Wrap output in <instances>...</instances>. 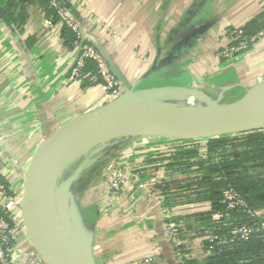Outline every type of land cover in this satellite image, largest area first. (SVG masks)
Returning <instances> with one entry per match:
<instances>
[{"label":"crops","instance_id":"0c3cea01","mask_svg":"<svg viewBox=\"0 0 264 264\" xmlns=\"http://www.w3.org/2000/svg\"><path fill=\"white\" fill-rule=\"evenodd\" d=\"M59 1L79 21L84 37L110 59L120 93L144 103L175 101L180 91L194 86L222 95L264 71V35L248 49L223 53L232 44L227 32L255 17L264 0ZM60 29L46 25L38 0H0V179L15 196H22L25 171L38 145L65 122L112 98L101 81L83 86L68 79L78 50L65 43ZM257 82L259 87L264 78ZM182 95L186 108L194 104V93ZM235 102L194 107L210 112ZM176 140L134 141L113 156L115 165L138 175L127 179L120 197L108 194L106 178L101 189L100 176L90 178L89 192L75 194L69 222L87 264H139L146 256L157 264H178L164 233L161 205L148 192L163 194L167 187L171 219L180 224L186 215L208 210L210 201L197 199L198 190L181 187L200 176L196 160L183 170V165H168L167 158L194 145L205 158L206 140ZM219 154L209 155L217 159ZM0 208L7 210L16 234L12 264H47L26 233L19 204L0 196ZM63 223L78 263L84 264ZM201 241L188 239L198 255Z\"/></svg>","mask_w":264,"mask_h":264},{"label":"trees","instance_id":"16d2710c","mask_svg":"<svg viewBox=\"0 0 264 264\" xmlns=\"http://www.w3.org/2000/svg\"><path fill=\"white\" fill-rule=\"evenodd\" d=\"M38 1L44 8L46 18L55 23L58 18L49 0ZM57 1L61 4L59 0ZM259 31H264V5L262 10L242 27V34L246 37ZM60 32L65 38V43L72 47L74 33L66 26H62ZM83 70L94 74L93 61L87 60ZM97 81L101 79L99 77L90 79L88 75L81 79V84L87 86ZM212 152H220L217 159L209 155ZM206 153H208L207 157L200 158L199 149L194 145V147L177 149L167 157L170 160L168 165H183V170L189 168L194 162L193 159L196 160L194 163L199 164L200 176L195 181L187 180L188 182L181 187L185 186L193 193L198 190L197 199L210 201L208 210L186 215L180 227L181 231L189 233L191 238L201 237L200 246L203 251L211 246L210 253L202 258L186 257L179 264H264L263 231L254 225L256 220H264V211L257 217L248 212V210H264V130L257 128L232 136L206 139ZM228 186L234 188L244 198L247 209H232L226 214L223 213L221 218L215 219L213 215L224 209V204L221 203V191ZM200 187L202 188L199 189ZM161 190L168 194L167 187H162ZM176 220L177 223L179 219ZM243 224L254 226L246 239H235L219 244L208 241L206 237L208 233L226 236L232 227ZM187 250L189 249H184Z\"/></svg>","mask_w":264,"mask_h":264},{"label":"water","instance_id":"95a60500","mask_svg":"<svg viewBox=\"0 0 264 264\" xmlns=\"http://www.w3.org/2000/svg\"><path fill=\"white\" fill-rule=\"evenodd\" d=\"M101 53L106 57L112 68L110 59L102 51ZM186 89L188 88L182 91H186ZM244 97L237 101L239 105L232 111L216 113L209 117L165 121L153 117L118 115L116 112L122 110L121 106L129 103L149 107L156 105L164 107L174 106L164 102L144 103L137 97L120 93L114 100L106 102L97 109L82 113L57 128L47 139L38 145L32 156L25 171L23 191L19 202L26 233L42 260L47 264H71L58 253L46 237L39 219L37 197L38 179L42 168L63 140L73 136L78 131L86 129L96 130L98 127L114 130L109 136L117 134H147L177 140L195 139L223 132H242L257 128L264 129V125L261 123V120L264 119V93L243 101ZM58 213L65 220L70 239L76 244L84 264H87L79 249L76 235L71 230L69 216L67 213L64 214L63 206L58 208Z\"/></svg>","mask_w":264,"mask_h":264},{"label":"built area","instance_id":"2783aa9c","mask_svg":"<svg viewBox=\"0 0 264 264\" xmlns=\"http://www.w3.org/2000/svg\"><path fill=\"white\" fill-rule=\"evenodd\" d=\"M49 2L50 5L54 7L58 20L55 23H52V20L46 18V25L54 26L56 29L66 26L74 33L75 36L72 42V47L78 50V55L73 67L70 70L68 79L70 81H81L82 78L86 76L88 77V75L90 79L99 77L111 93L112 98L118 96L120 94L119 81L116 74L110 67L106 57L98 48H96L84 37L82 27L72 13L65 9L57 0H49ZM110 33L115 35L111 31ZM226 35L232 41V44L227 51L223 52L224 55L228 56L234 54L235 52L250 48L264 35V31H259L250 37H246L242 34V28H233L230 29ZM87 60H91L95 64L94 74L84 72L83 67L85 66ZM131 176L134 179L138 178L137 172L132 173V171L123 164L117 165L109 170L106 184L108 194L115 198L120 197L125 182ZM151 183L153 184L154 181L151 180ZM151 183L150 185H152ZM138 187L143 188L144 184L139 183ZM148 195L156 196L157 202L161 205L160 216L163 220L164 233L178 264L186 257L192 256L202 258L210 253L211 246H209L206 251H203L200 246V251L202 252H200L201 254L199 255L196 251L189 248L188 239L191 238V235H189V233L182 232L180 229L181 224L176 223L171 219L170 210L166 204L167 197H165L164 193L157 195L155 191L151 189V191L148 192ZM0 196L5 197L11 203L16 204H19L21 199V196L11 194L2 180H0ZM221 203L224 204V209L223 211L216 212L213 215V218L215 219L221 218L223 213L226 214L232 209H247V203L244 198L230 186L221 191ZM263 211L264 210L261 209L254 211L248 210L250 215L254 217H257ZM254 225L257 229L263 231L262 236L264 241V220H256ZM253 227L254 226H248L245 224L238 226L235 225L230 229L228 235L226 236H217L208 233L206 237L210 242L215 241L219 244H225L235 239H246L253 231ZM16 248V234L14 232L13 224L9 219L7 210L0 208V264H12L11 259L16 253ZM184 249L189 250L184 251ZM139 264H157V261L153 256H146L140 259Z\"/></svg>","mask_w":264,"mask_h":264},{"label":"rangeland","instance_id":"374dc122","mask_svg":"<svg viewBox=\"0 0 264 264\" xmlns=\"http://www.w3.org/2000/svg\"><path fill=\"white\" fill-rule=\"evenodd\" d=\"M258 78H264V71H259L257 75L251 77V79L245 83L241 88L232 90L228 93H223L215 95V93L211 91H203L196 86L189 87L187 90L194 93L196 100L194 104L199 105L203 104V107H212L222 105L230 100H241L250 90L253 91L258 88ZM182 91L177 95V99L175 101H162L164 103H168L170 105H174L173 107H164V106H144V105H135L133 103L124 104L122 110L129 108H186L183 104L184 97ZM116 97L111 98L114 100ZM194 104H186V109H196L202 111L201 109L195 108ZM189 107V108H188ZM203 112V111H202ZM262 125H264V119L261 120ZM100 135H95V134ZM238 131L233 132H223L210 136H203L195 139H179L181 142L186 141L194 142V141H205L209 138H217L222 136H232L234 134H238ZM108 131L101 130H93L88 133L82 134L78 137L71 139L62 149L58 152L57 157H62L63 162L60 167H58L57 171L53 170L52 163H49L46 170L48 174L46 175V180H48L53 173L55 172V185L53 186V210L55 217L60 225L61 230L66 235V229L64 227L63 218L58 213V208L63 206L64 214L67 213L69 216V206L71 201H73L74 197H78L75 194L84 193L89 189V181L93 176H100L101 189L104 187L103 181L107 179L108 172L113 167L117 166L116 160H114V155L119 153H124L126 149H128L131 143L134 141H150L151 139H165L160 136L153 135H110ZM150 139V140H149ZM117 143V144H116ZM115 144V145H114ZM113 145V146H112ZM51 169V170H49ZM51 171V172H50ZM53 176V175H52ZM95 177V178H96ZM106 178V179H105ZM80 183L81 181H85ZM107 184V183H106ZM89 185V186H88ZM91 187V186H90ZM106 187V186H105ZM87 188V189H86ZM89 192V191H88ZM80 195V194H77ZM63 203V204H62ZM62 214V210H61ZM63 217V215H62ZM69 217V221H70ZM65 222V220H64ZM71 230L74 229L71 227ZM68 232V231H67ZM72 232V231H71ZM69 240V239H68ZM72 246V245H71ZM173 251V250H172Z\"/></svg>","mask_w":264,"mask_h":264},{"label":"bare ground","instance_id":"6f19581e","mask_svg":"<svg viewBox=\"0 0 264 264\" xmlns=\"http://www.w3.org/2000/svg\"><path fill=\"white\" fill-rule=\"evenodd\" d=\"M263 93H264V83L260 85L257 89L253 90L248 95H246L243 101L254 98ZM238 105H239L238 102H235L231 105L210 112H202L196 109H190L189 107H188L189 109H174V108H162V107H156V108L134 107V108L124 109L116 113L121 116L135 115V116L153 117L165 121H177L181 119L209 117L216 113L232 111L235 110L238 107ZM96 130L108 131L109 133L114 131L110 128H105V127L104 128L98 127L96 128ZM90 131H93V129L78 131L73 136H70L67 139L63 140L55 149L54 153L44 164L38 179L37 197H38L39 219L41 226L44 230L46 237L50 241L51 245L58 251V253L64 259L69 261L71 264H79V263L75 257L70 241L61 230L60 225L55 217L53 210V198H54L53 186L56 184L55 175H54L55 172L53 171V173L50 175L51 177L48 180H46L45 177L48 174L46 168L49 163H52L51 168L57 171L58 167L62 165L63 158L62 157L55 158V157L57 156L58 152L62 149V147H64L66 143H68L71 139L78 137L82 134L88 133Z\"/></svg>","mask_w":264,"mask_h":264}]
</instances>
